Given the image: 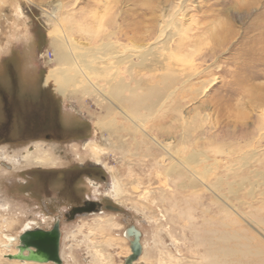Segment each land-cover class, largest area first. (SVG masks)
Instances as JSON below:
<instances>
[{
	"label": "rangeland",
	"instance_id": "374dc122",
	"mask_svg": "<svg viewBox=\"0 0 264 264\" xmlns=\"http://www.w3.org/2000/svg\"><path fill=\"white\" fill-rule=\"evenodd\" d=\"M55 29L85 49L101 94L87 83V93L62 97L48 85L51 117L25 105L33 95L22 82L35 75L47 86ZM109 41L111 52L101 47ZM153 54L172 73L166 91ZM120 80L143 82L149 104L135 116L105 99L108 83ZM0 95L18 118L0 128V238L9 244L0 251H14L29 223L56 219L62 264H124L130 226L142 234L139 264H209L211 242L264 249V0H0ZM25 117L28 132L49 133L26 135ZM110 120L117 134L96 126ZM115 185L123 194L110 199ZM49 188L62 204L50 213L40 207ZM85 198L113 209L62 219ZM3 257L0 264L13 263Z\"/></svg>",
	"mask_w": 264,
	"mask_h": 264
},
{
	"label": "bare ground",
	"instance_id": "6f19581e",
	"mask_svg": "<svg viewBox=\"0 0 264 264\" xmlns=\"http://www.w3.org/2000/svg\"><path fill=\"white\" fill-rule=\"evenodd\" d=\"M2 3V2H1ZM54 17V16H53ZM53 35L55 36L52 39L51 42V47L53 49L54 52V61L56 63V66L54 68H52L48 74L47 77L45 79V85H54V90L55 92L62 96V97H67L70 95H74L79 93V91L84 90V92L87 93V89L85 90V88H83V85H86L87 83L89 84V86H91L94 91L96 93L101 94V89H98L101 86H97V84H93L91 81V77H90V72L87 73V71H92V67H90V61L87 60V54H85L83 51L85 49L79 50V47L76 46H71L68 40H66V38H63V35L60 33L59 30L55 29L52 31ZM62 32V31H61ZM183 32V31H182ZM174 33V32H173ZM96 34V33H95ZM65 35V34H64ZM172 35V33H171ZM75 43V42H74ZM73 44V42L71 43ZM70 45V46H69ZM111 42H106V43H102L101 47H105L108 51L111 50ZM98 46V45H97ZM119 46V45H118ZM171 48V47H170ZM102 49V48H101ZM116 49V48H115ZM82 51V52H78ZM93 50V49H92ZM99 51V49H97ZM135 50V49H134ZM118 51V50H117ZM96 52V51H95ZM111 52V51H110ZM105 54V53H104ZM118 54V53H117ZM142 54V53H141ZM143 55V54H142ZM156 54H153V64L154 66H158V70L159 72H162L164 76L160 77L161 81L163 80V82H161V84H159V86L164 87L165 91L166 89H168V87H171L172 84L174 85L173 81L171 80L172 77L168 71L169 67L165 64L164 62V57L159 55L156 57ZM109 56V55H108ZM138 56V55H137ZM165 56V55H164ZM155 57V58H154ZM143 59V58H142ZM122 60V59H121ZM107 61V59H106ZM113 61V60H112ZM166 61V59H165ZM107 63V62H106ZM95 64V63H94ZM93 64V65H94ZM115 64V63H114ZM139 64V63H138ZM142 64V63H141ZM96 65V64H95ZM97 66V65H96ZM116 66V64H115ZM174 66V65H173ZM99 67V66H98ZM152 67V66H151ZM101 67H99L98 69H100ZM108 66L105 68L107 70ZM131 69V67H130ZM102 70V69H101ZM152 70V69H151ZM95 71V70H93ZM175 71V70H174ZM103 72V71H102ZM137 72V70H136ZM153 72V70H152ZM156 72V71H155ZM100 73V72H99ZM107 73V71H106ZM175 73V72H173ZM140 74V73H139ZM151 74V73H150ZM155 74V73H153ZM172 74V73H171ZM152 75V74H151ZM156 75H154L155 77ZM142 77V75H141ZM153 77V76H152ZM159 77V75L157 76ZM102 79V78H101ZM154 79V78H153ZM159 79V78H158ZM119 80V79H118ZM134 80V79H133ZM105 81V80H104ZM98 82V81H97ZM96 82V83H97ZM142 82V81H141ZM140 82V83H141ZM154 82V81H153ZM152 82V83H153ZM99 83V82H98ZM135 83V82H133ZM139 83H137V85L135 87H130L129 85H126L125 82H123V80H120L119 82H116L113 84L112 83H108V91L106 92L105 90L103 91V94L107 97L106 98H110L112 100H114L117 104H119L122 107H125L126 110H128V113L134 114L133 116H135V114L137 115L138 113V108L140 106H142L143 104H149L148 103V98L146 100V97H143L142 93L140 92L142 90V85ZM143 83V82H142ZM106 84V83H105ZM100 85V84H98ZM147 85V84H145ZM151 85V83H150ZM46 86V87H47ZM152 86L155 85H151V88L149 87L148 89L150 91L153 90ZM158 86V87H159ZM87 87V86H86ZM103 87V88H104ZM158 87L155 88L158 91ZM83 88V89H82ZM88 88V87H87ZM154 89V91H156ZM173 89V88H172ZM89 90V89H88ZM92 91V90H91ZM163 91V93L165 92ZM168 92L170 90H167ZM162 92V91H161ZM82 93V92H80ZM124 93H128V95L126 96ZM152 93V92H151ZM158 93V92H156ZM160 93V92H159ZM162 93V94H163ZM161 94V93H160ZM95 95V94H94ZM169 95V94H168ZM172 95V94H171ZM197 95V94H196ZM162 97V95H161ZM166 97V94L164 93V97ZM160 98V97H159ZM161 100V99H160ZM108 101V100H107ZM113 101V102H114ZM151 103V102H150ZM142 104V105H141ZM106 107V106H105ZM151 107V106H150ZM149 108V107H148ZM153 108V106H152ZM156 109V108H155ZM124 110V109H122ZM121 111V110H120ZM125 111V110H124ZM152 111V110H151ZM127 112V111H126ZM106 113L108 115H110V111L108 109H106ZM153 113V112H151ZM128 117V116H127ZM137 117V116H136ZM139 120V119H138ZM137 120V121H138ZM140 121V120H139ZM135 122V121H134ZM117 124L113 121L110 120L108 122H98L96 123V126L103 132L108 133L109 135H114L117 134L119 132V128L116 126ZM124 129V128H123ZM124 131H126V129H124ZM128 131V130H127ZM93 154L96 156H99L101 154H103V150L99 147L94 146L92 148ZM174 158V157H173ZM192 158L195 160V157L192 156ZM177 164H173L172 169H175V166ZM177 167V166H176ZM176 170V169H175ZM112 194L110 195L111 198H118L120 196H122L123 191L122 189H119V186L115 185V187L113 188ZM31 224H28L24 230L27 229H31ZM23 230V231H24ZM127 239V238H126ZM19 240V239H18ZM227 240V239H226ZM225 240V241H226ZM228 241V240H227ZM130 243V241H129ZM217 244V243H216ZM3 245V248L6 249L9 244H7L4 240H2L0 238V247ZM263 246V245H262ZM130 247V244H129ZM144 247V246H143ZM13 248V247H12ZM130 249V248H129ZM129 249L127 250V256L130 255V251ZM208 263L209 264H246V261H241L244 259V257L248 254H255V255H261L264 253V249L261 248H255L254 250L251 248H244V249H234L233 247L230 248L229 246H222L220 248H218L214 243L211 242V244L208 247ZM11 252V251H10ZM17 253V248L12 251L11 253L8 252V254L4 253L3 251H0V256H4L5 259L7 255L11 254L14 255ZM102 254L100 253L101 257ZM143 256V254L139 257L138 261L133 263V264H139L141 261V257ZM3 257V258H4ZM104 258V256H102ZM206 257V256H205ZM62 258V257H61ZM261 258V257H260ZM101 259V258H100ZM9 260V259H7ZM103 260V259H101ZM12 261L13 263H17L18 260H9ZM21 262V261H20ZM4 263V262H3ZM12 263V264H13ZM22 263V262H21ZM5 264V263H4ZM22 264H37V263H32V262H23ZM51 264V263H48ZM255 264H264V260H259L257 261Z\"/></svg>",
	"mask_w": 264,
	"mask_h": 264
},
{
	"label": "flooded vegetation",
	"instance_id": "af4514ba",
	"mask_svg": "<svg viewBox=\"0 0 264 264\" xmlns=\"http://www.w3.org/2000/svg\"><path fill=\"white\" fill-rule=\"evenodd\" d=\"M32 77V76H31ZM34 77V80H32L30 77L27 79V81H23V85H24V88L27 89L28 88V93H30L31 95H33L32 98H28L27 100H29L27 103H25V105L27 106V104L29 105V108L30 109H33V108H37L40 107L42 112H44L46 115L48 114V116H51L53 117L54 116V110H57L56 107L53 105V103L55 102L54 98L50 95L49 91H47L49 89V86H44L43 85V81H38V79L35 77V75L33 76ZM31 80V81H30ZM42 82V83H41ZM30 89V90H29ZM5 97H2L0 95V116L2 115L1 119H0V128H2L3 126L7 127L6 124L9 123L10 121V125L11 124H16L17 125V114L15 115L14 114V111L12 108H10V110H6L5 111V107H6V102H5ZM16 120V121H15ZM15 121V122H14ZM21 121V120H20ZM29 119L27 117H25V123H24V120L19 122V123H22L21 126L25 127V128H21L22 129V132L24 131L25 129V134L28 135V134H31L30 131L28 132L29 130ZM47 120L44 119V122H46ZM38 121H34V122H31L30 124H36ZM28 123V124H27ZM40 123V122H39ZM46 124V123H45ZM49 125V124H48ZM16 128V126H15ZM47 130L44 129V131H39V130H35L32 132V136L33 135H42V134H48L49 133V127L46 126ZM30 129H32L30 127ZM15 130V129H14ZM13 130V131H14ZM16 131V130H15ZM47 132V133H46ZM52 139V138H50ZM56 139V138H55ZM54 139V140H55ZM61 141V139H59ZM1 143V142H0ZM7 143V142H6ZM8 144V143H7ZM15 144V143H14ZM6 167L9 168V166L6 165ZM86 177H91V178H95V177H99L101 179V181H105V176L104 175H100L98 173H93V172H86ZM49 187V186H48ZM92 186H90L91 188ZM27 196H29L30 194H26ZM61 194H60V191L58 190L57 192L55 191L52 192V190L49 188V189H46V191L44 192L43 196H42V200H40V207L41 209H43L44 211L50 213V207H53V206H56V205H59L61 206V201L58 202V197H60ZM110 199H113L111 198V196H108ZM108 197L104 196V198H107L109 199ZM58 202V203H57ZM86 202H91V203H95V204H99L100 205V208L99 207H92L90 208L89 210L90 211H93L91 213H87V214H84V215H79L77 214L74 218L72 217V214H71V211H73L74 209L76 208H79V207H83L85 205ZM109 209H113V207H111L110 205L108 204H105L104 203V199L102 200H98L96 198H85L84 200H82L80 203H77L75 204L74 206H72L70 209L66 210V213H64L63 215V218L62 219H65L67 221H74L76 220L78 217H83V216H86V215H91V214H99V213H102L103 210H109ZM59 221L60 222V226L62 225V221L61 219H56L52 226H49V227H40V226H37L35 225L34 223L31 224V229H36V228H41V229H45V230H48V229H51L54 224ZM32 223V222H31ZM30 224V223H29ZM35 225V226H34Z\"/></svg>",
	"mask_w": 264,
	"mask_h": 264
},
{
	"label": "water",
	"instance_id": "95a60500",
	"mask_svg": "<svg viewBox=\"0 0 264 264\" xmlns=\"http://www.w3.org/2000/svg\"><path fill=\"white\" fill-rule=\"evenodd\" d=\"M92 207L100 208V205L86 202L83 207L71 211L72 217L74 218L77 214L84 215L91 213L93 211L89 209ZM61 237L62 232L59 221L48 230L41 228L24 230L19 236V244L16 247L17 253L14 255L9 254L6 258L37 264H62ZM124 237L130 241V255L125 258L124 264H133L142 255V234L135 226H130L125 230Z\"/></svg>",
	"mask_w": 264,
	"mask_h": 264
}]
</instances>
